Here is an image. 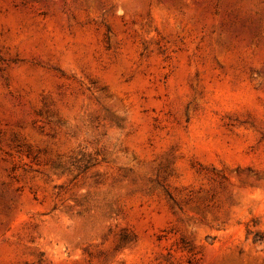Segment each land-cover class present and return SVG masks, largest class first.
Instances as JSON below:
<instances>
[{
	"label": "rangeland",
	"instance_id": "1",
	"mask_svg": "<svg viewBox=\"0 0 264 264\" xmlns=\"http://www.w3.org/2000/svg\"><path fill=\"white\" fill-rule=\"evenodd\" d=\"M0 264H264V0H0Z\"/></svg>",
	"mask_w": 264,
	"mask_h": 264
}]
</instances>
